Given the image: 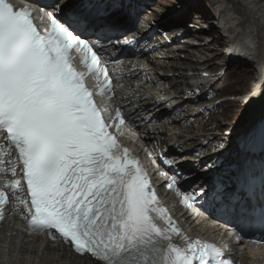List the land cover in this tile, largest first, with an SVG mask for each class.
I'll use <instances>...</instances> for the list:
<instances>
[{
	"label": "snow or ice",
	"instance_id": "1",
	"mask_svg": "<svg viewBox=\"0 0 264 264\" xmlns=\"http://www.w3.org/2000/svg\"><path fill=\"white\" fill-rule=\"evenodd\" d=\"M53 6L59 17L47 13L50 27L40 30L43 17L32 7L0 0V142L7 146L0 147V220L10 204L23 209L33 231L62 239L97 264H234L231 248L187 235L142 162L120 142V128L135 123L131 113L120 101L109 109L95 100L115 96L98 41L85 38L99 28L98 14L61 0ZM74 52L84 53L86 71L76 67ZM9 154L10 163L3 159ZM9 171L13 179L4 180ZM167 187L178 189L177 179ZM8 189L20 193L14 203ZM180 195L187 205L189 195ZM232 211L264 228V203Z\"/></svg>",
	"mask_w": 264,
	"mask_h": 264
},
{
	"label": "bare ground",
	"instance_id": "2",
	"mask_svg": "<svg viewBox=\"0 0 264 264\" xmlns=\"http://www.w3.org/2000/svg\"><path fill=\"white\" fill-rule=\"evenodd\" d=\"M119 1L96 0L99 4L97 14L105 11L107 12L106 15H110L118 9L124 11L131 9L132 18L140 17L139 21L142 22L141 27H165L169 28V30H166L168 32L178 29L174 27L173 24L179 19H183L187 22L191 19H196V27L191 28L190 26L195 25H187L184 28L185 33L183 38L186 41L184 46L176 44L178 46L167 48L168 51L166 53H164V51L158 52L159 55L156 54L155 58L153 57L154 66L160 67L159 70H166L174 76L169 82L175 84L173 93L176 95L165 102V104L168 103L169 106L172 107L169 118L173 121L175 120L177 123L176 126L167 127L166 125H159L156 128L164 130V132L160 133L163 140L176 141L172 144H176V146L179 147V152L173 157L184 156L187 160L193 159L199 162L197 167H201V170L189 168V174L193 175V181L195 183L201 184L207 189H213L215 188L216 181L218 180L220 182L222 187L219 190L214 189L216 193L214 203L217 201V197H219V199H221L220 201H225L230 207L233 206L236 208L238 205L240 207L242 205L245 207L246 198L243 194L244 189L240 184L235 183L233 167H231L238 163L240 156L243 154L237 147L235 139L240 132L247 131L252 122L256 120L255 118L258 115V111L264 107V79L261 81H254L248 89L246 97L249 102L239 101L247 105L241 127H239L236 132L229 135L221 133L223 137L220 138L219 136H213V134H211V137L202 136L208 135V133L205 132L208 126V121L205 117L200 116L192 125L187 124L194 108H192L193 105L189 102L190 100L186 99L189 96L186 91L190 90L189 87H194L193 85H189L188 82L202 81V79H205L202 77V72L212 69L210 63L214 60V57L212 53L208 54V52L212 50V44L209 42V39L205 41L207 38L212 37V34L209 35L207 33L209 30L204 28L209 25V23L212 29H219L222 23H227L231 26L234 24L236 25V28L232 29L231 33L234 35L233 37L237 39L234 41H232L233 39L230 40L225 49L230 62H241L243 58H246L245 56H249L246 42L251 38L253 41H255V39L258 40V44L256 43V50H258L260 54H264V0H130V3H125L123 5H121ZM150 1L153 3L150 4ZM205 1H207V4L209 2L212 3L215 7V17L212 19L202 7ZM139 5L147 9H143L142 7L141 12L138 13ZM127 6L128 8H126ZM194 7L202 9L201 11L204 16H193L192 10ZM100 18L103 17L100 16ZM110 29L118 32L121 27H111ZM124 31L127 34L121 35L122 37L128 36L131 38L134 36L132 32L129 34V30ZM148 32L149 31L144 29V34ZM216 32L217 34L220 33L219 30ZM117 38L120 39L119 35ZM194 42H199V44H197V46L193 45ZM147 43L148 41H145V44ZM177 49L186 52L175 51ZM183 53H185V56H183ZM202 66L206 69H200ZM225 68L226 72L219 76V81L210 86L214 88L215 91H221L220 87L226 81L228 69L227 66H225ZM261 68V73L264 76V66ZM209 83L210 81L208 84ZM259 90H262V94H259ZM166 94L171 95L172 92ZM239 102H235V104L237 105ZM250 102H255L256 105H254V107L252 106V108ZM201 103H206L207 107L212 104V106L206 108L204 112L219 109L223 104L221 102L215 106L213 102L207 101L196 103L195 105ZM151 106L153 109L148 113L158 111L161 114L165 110L161 103L152 104ZM200 108L201 106H198L196 112H199ZM170 132H172V134H170ZM197 136H201L202 139L204 138L207 141V146L204 147L200 153L198 152V154L191 148L192 145L196 144ZM166 143V140H164V144ZM222 145H224V148L218 149V151H216L217 153H212L210 151L214 147L221 148ZM216 158H220L222 161L216 163ZM228 164H231V166H226ZM212 174L216 175L213 176ZM226 212H231V210L227 209ZM186 220H191L190 228L193 231L199 229L198 225L194 224L195 221L192 220L191 216H187ZM0 264L97 263L90 261L88 258L73 255L71 250L65 246L55 247L50 242L42 239L29 240L21 234L16 227V223L10 220L3 224L0 231Z\"/></svg>",
	"mask_w": 264,
	"mask_h": 264
},
{
	"label": "rangeland",
	"instance_id": "3",
	"mask_svg": "<svg viewBox=\"0 0 264 264\" xmlns=\"http://www.w3.org/2000/svg\"><path fill=\"white\" fill-rule=\"evenodd\" d=\"M205 11H207V15L212 19L214 18V12L215 7L212 5V3H208L205 1L204 5L202 6ZM202 9L194 7L192 10L193 16L197 13H202ZM207 16V17H208ZM190 24L194 25L196 22L191 19ZM227 29L224 31V34L221 38H219L220 35L217 34V28L212 29V34H214L215 37H217L215 40H213L212 44V50L211 52H208V54H213L214 60L211 61L210 65L212 69L219 70L222 66H227V78L223 86L222 94L228 99L232 97L233 93L242 92L244 90H248L250 86L253 84L254 81L262 80L264 79L263 74L261 73V67L258 63L256 57L253 55V50L256 48V43H253L252 45L248 42H246V45L248 47V53L249 56H245L246 58H243L241 62H230L226 55V48L227 44L231 39L232 36V29L236 28V25H229L227 24ZM231 26V27H230ZM196 27V26H195ZM223 33V31H222ZM234 36V35H233ZM223 39V40H222ZM251 46V47H250ZM222 49V50H221ZM224 49V50H223ZM210 58V57H209ZM226 69V68H225ZM260 71V72H259ZM247 88V89H246ZM262 94V90H259ZM242 104V105H241ZM247 105L240 103L235 104V102H232V100H225L222 104V107L219 108L216 113L211 116L214 118H217L218 120L217 125L219 126H225L230 124L231 127L236 126L239 127L243 123V116L244 112L247 110ZM212 119H210L207 123H209ZM213 122L209 123V128L216 127V125H211ZM211 125V126H210ZM205 129V130H207ZM220 132V131H219ZM231 133V132H230ZM228 133V134H230ZM227 134V135H228ZM223 137V136H221ZM224 148V145L221 146V148L214 147L212 149L213 152L218 151V149ZM217 153V152H216Z\"/></svg>",
	"mask_w": 264,
	"mask_h": 264
},
{
	"label": "water",
	"instance_id": "4",
	"mask_svg": "<svg viewBox=\"0 0 264 264\" xmlns=\"http://www.w3.org/2000/svg\"><path fill=\"white\" fill-rule=\"evenodd\" d=\"M256 33V32H255ZM258 41V40H257ZM263 50H264V47H263ZM255 55L258 57V58H261V60H263L264 62V54H260L258 50L255 51ZM247 89V88H246ZM247 91L248 90H244L242 92H237L236 94H234L231 98H232V102H249L246 95H247ZM254 105H256V103L254 102H250V106L254 107ZM252 107V108H253ZM262 110V108L260 109ZM259 110V111H260ZM235 128H237L236 126H233L231 127L230 124L228 125H225V126H222V128L220 129V133H225V132H230L232 130H234Z\"/></svg>",
	"mask_w": 264,
	"mask_h": 264
}]
</instances>
